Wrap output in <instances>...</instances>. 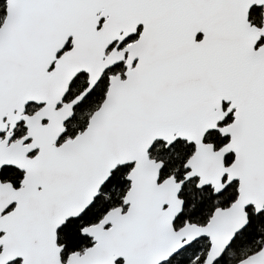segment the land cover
Listing matches in <instances>:
<instances>
[{"label": "snow or ice", "instance_id": "6c2138e0", "mask_svg": "<svg viewBox=\"0 0 264 264\" xmlns=\"http://www.w3.org/2000/svg\"><path fill=\"white\" fill-rule=\"evenodd\" d=\"M0 264H264V0H0Z\"/></svg>", "mask_w": 264, "mask_h": 264}]
</instances>
